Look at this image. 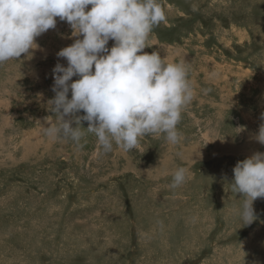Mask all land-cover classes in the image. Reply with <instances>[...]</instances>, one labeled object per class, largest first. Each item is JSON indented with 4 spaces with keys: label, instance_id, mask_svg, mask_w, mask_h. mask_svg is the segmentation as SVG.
Here are the masks:
<instances>
[{
    "label": "rangeland",
    "instance_id": "rangeland-1",
    "mask_svg": "<svg viewBox=\"0 0 264 264\" xmlns=\"http://www.w3.org/2000/svg\"><path fill=\"white\" fill-rule=\"evenodd\" d=\"M159 3L144 51L182 63L193 91L176 144L160 133L104 153L88 122L78 142L45 134L57 53L74 42L58 17L31 56L0 63V264H264V198L242 227L228 184L264 152V0Z\"/></svg>",
    "mask_w": 264,
    "mask_h": 264
},
{
    "label": "clouds",
    "instance_id": "clouds-1",
    "mask_svg": "<svg viewBox=\"0 0 264 264\" xmlns=\"http://www.w3.org/2000/svg\"><path fill=\"white\" fill-rule=\"evenodd\" d=\"M57 17L70 26L74 42L57 53L67 66L53 69L55 96L47 105L58 126L45 127V134L78 142L88 122L85 130L95 134L104 153L113 142L130 151L140 137L160 133L178 143L181 110L193 91L182 63H165L158 52L144 51L153 27L165 21L159 0H0V63L31 56L37 38L57 27ZM234 129L238 135L245 131ZM253 139L264 145V123ZM232 171L228 184L242 201L239 215L246 227L257 220L254 202L264 198V152L238 161ZM186 173L178 168L172 187L181 186Z\"/></svg>",
    "mask_w": 264,
    "mask_h": 264
}]
</instances>
